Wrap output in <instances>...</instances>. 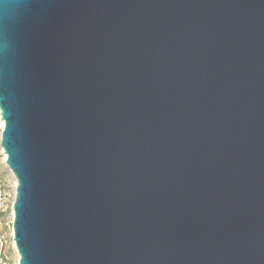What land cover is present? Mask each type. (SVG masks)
<instances>
[{
  "label": "water",
  "instance_id": "obj_1",
  "mask_svg": "<svg viewBox=\"0 0 264 264\" xmlns=\"http://www.w3.org/2000/svg\"><path fill=\"white\" fill-rule=\"evenodd\" d=\"M19 264H264V0H0Z\"/></svg>",
  "mask_w": 264,
  "mask_h": 264
},
{
  "label": "rangeland",
  "instance_id": "obj_2",
  "mask_svg": "<svg viewBox=\"0 0 264 264\" xmlns=\"http://www.w3.org/2000/svg\"><path fill=\"white\" fill-rule=\"evenodd\" d=\"M2 130L3 121L0 117V143ZM16 187V177L6 164V155L0 145V264H19V254L13 238Z\"/></svg>",
  "mask_w": 264,
  "mask_h": 264
}]
</instances>
